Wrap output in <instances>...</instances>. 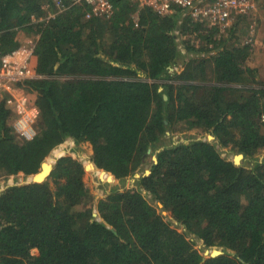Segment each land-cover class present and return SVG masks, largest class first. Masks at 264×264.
<instances>
[{"label": "trees", "instance_id": "16d2710c", "mask_svg": "<svg viewBox=\"0 0 264 264\" xmlns=\"http://www.w3.org/2000/svg\"><path fill=\"white\" fill-rule=\"evenodd\" d=\"M112 2L103 19L72 0H0V68L21 32L32 37L33 76L18 85L39 111L26 139L0 99V177L26 178L0 192V264H264V161L236 165L217 148L264 151V81L235 35L248 17L222 31ZM168 132L215 142L163 143ZM69 138L89 143L91 160L47 161ZM158 148L151 173L120 190ZM94 166L112 188L97 201L84 180ZM190 234L221 253L203 257Z\"/></svg>", "mask_w": 264, "mask_h": 264}, {"label": "built area", "instance_id": "2783aa9c", "mask_svg": "<svg viewBox=\"0 0 264 264\" xmlns=\"http://www.w3.org/2000/svg\"><path fill=\"white\" fill-rule=\"evenodd\" d=\"M73 4L89 5L91 10L87 17L98 16L108 19L113 16L115 8L112 0H72ZM141 7H150L160 15H168L180 11L181 17L189 16L195 22L206 26H219L222 31L233 27L240 18L253 16L259 9V0H131ZM180 20V23H182ZM251 35L255 30L251 25ZM177 33H179L177 31ZM251 43L252 39H247ZM35 50V43L27 41L18 48L6 53L2 57L0 68V91H12L18 82L29 78V61ZM10 106L19 107L21 113L14 128L24 138L32 139L36 131L34 123L38 116V108L32 104L28 95L22 96L18 104L9 100Z\"/></svg>", "mask_w": 264, "mask_h": 264}, {"label": "rangeland", "instance_id": "374dc122", "mask_svg": "<svg viewBox=\"0 0 264 264\" xmlns=\"http://www.w3.org/2000/svg\"><path fill=\"white\" fill-rule=\"evenodd\" d=\"M254 23L255 25V30L253 35H251V25ZM242 27V28H241ZM236 36L240 39V42H245L247 39H252L251 42V47H252V52L251 56L249 59V64L252 67H261L260 71L258 72V76H260L261 80L264 81V9L263 7L259 6L258 11L253 16H250L248 18H245V21L242 23L240 28L236 30L235 33ZM28 41V40H27ZM184 69L183 64H179L176 67L170 68L171 72H177L180 73ZM213 72H212V67H209L208 70V80L213 82ZM16 111V119L13 120V126L15 125L16 121L20 117V109L17 107ZM210 134H197L194 132H169L167 136H165L162 140L164 143H172V144H178L181 142H185L188 140L192 139H205V140H210L212 142H215V139H210L209 138ZM69 141V140H68ZM71 142V141H70ZM67 142L64 143L61 147L56 149L52 155L47 159V161H50L53 158L63 156V155H69V154H77L78 156L82 157L85 162H89L91 159L90 156V144L89 143H82L79 146H76L75 142ZM162 143V144H163ZM76 148L75 152H71L72 149ZM217 148L219 151L222 153V156L225 158H228L230 160H235L236 156L238 153L233 152L229 150L226 147H222L220 144H217ZM162 148H158L156 150L151 149V155L148 158V164L141 170L136 172V174L142 176L145 174L147 170H151V164L152 162H155L156 156L158 152ZM264 161V151L260 152L253 158H241L239 165H244L246 167H250L257 162H263ZM95 167V166H94ZM135 174V175H136ZM24 175L20 176H11V177H0V192L4 189H6L8 186L12 184H20L25 180ZM86 184L90 188L91 192L95 196V201H97L99 198L106 197L111 191V183L107 182L105 177H100V174L98 173V168L95 167L94 169L89 168V170L85 174L84 178ZM135 176L130 177L127 179L126 183L120 187V190L128 189V188H133L136 187L135 184ZM155 205H157L160 209L163 208L162 205H160L159 201L153 200L150 196L148 197ZM163 214L166 216V220L170 221L173 226H176L179 231L184 232L186 229L184 226L176 222L175 219L168 213V211L163 210ZM188 238L194 241L195 246L198 250H200L201 254L203 257H209L210 252H212L215 248H207L206 245L203 243L202 239H199L197 236L194 234L188 235ZM209 251V253H207Z\"/></svg>", "mask_w": 264, "mask_h": 264}, {"label": "crops", "instance_id": "0c3cea01", "mask_svg": "<svg viewBox=\"0 0 264 264\" xmlns=\"http://www.w3.org/2000/svg\"><path fill=\"white\" fill-rule=\"evenodd\" d=\"M20 38L22 40V44L26 43L27 40H33L32 37L30 36H27L26 33L24 32H21L20 33ZM260 68L261 67H258V72L260 71ZM33 76V75H32ZM261 77L258 76V79H260ZM261 80V79H260ZM263 81V80H262ZM24 95H28L27 94V90H25L23 87L17 85V87L13 88L12 91H8V90H1L0 91V99H3V98H6L7 99V104L10 106L9 104V100H13L14 103L16 102V104H18V100L24 96ZM29 96V95H28ZM32 102V101H31ZM33 104V102H32ZM14 111L17 109L14 105L10 106ZM39 114V113H38ZM38 117V116H37ZM37 119V118H36ZM36 121V120H35ZM169 133V132H168ZM211 135V134H210ZM215 139V137H214ZM69 140V141H68ZM68 140L65 141V143L67 142H75L72 138H69ZM205 140V139H204ZM70 142V143H71ZM76 144V143H75ZM77 146V145H76ZM91 149H90V156H92V153H93V149H92V146L90 145ZM76 149V148H75ZM162 150V149H161ZM76 150H71V152H75ZM150 153V152H149ZM156 158L158 159V157L156 156ZM156 162V160H155ZM151 171V170H150Z\"/></svg>", "mask_w": 264, "mask_h": 264}, {"label": "water", "instance_id": "95a60500", "mask_svg": "<svg viewBox=\"0 0 264 264\" xmlns=\"http://www.w3.org/2000/svg\"><path fill=\"white\" fill-rule=\"evenodd\" d=\"M209 138H210V139H213L214 136H213V135H209ZM149 152H151V149L149 150ZM238 157H239V159H241V158L244 157V155L240 153V154H238V155L236 156V158H235V160H234V163H235L236 165H239V163H240V160H238V161L236 160ZM155 160H156V162H157V158H156ZM50 165H51V164H50L49 162H46V163L43 164V168H44V170H46V171L43 170V172H41V173H39V174L36 175L35 178H36L38 181H42L43 179L46 178V175L48 174V170H49V168H50ZM150 173H151V171H150V170H147V171L145 172L144 175H148V174H150ZM140 177H141V176L138 175V174L135 175V179H136V178H140ZM160 205H162V204L160 203ZM207 253H209V251H207ZM219 253H221V250H219V249H214L212 252H210L209 257L214 256V255L219 254Z\"/></svg>", "mask_w": 264, "mask_h": 264}]
</instances>
